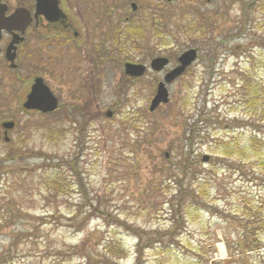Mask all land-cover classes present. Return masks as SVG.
Returning <instances> with one entry per match:
<instances>
[{
    "label": "rangeland",
    "instance_id": "obj_1",
    "mask_svg": "<svg viewBox=\"0 0 264 264\" xmlns=\"http://www.w3.org/2000/svg\"><path fill=\"white\" fill-rule=\"evenodd\" d=\"M2 2L12 12L17 7L31 9L34 0ZM70 3L78 14L86 8L82 36L90 52L93 24L100 27L98 38L108 40L117 26L122 50L136 63L171 55L169 69L192 48L185 35L192 19L199 26L209 24V47L225 43L211 65L213 71L201 47L204 52L187 75L168 85L170 103L150 114L161 77L148 74L131 84L123 67L108 63L94 83L96 73L90 71V59H84L78 65L89 72L61 79L58 69L50 74L34 68L28 54L47 59L54 52L39 48L31 38L19 70L26 83L17 85L10 73L0 89V264H138L134 233L143 237V246L150 244L140 264H264V252L244 254L240 245L248 229L255 234H248L249 239L264 238V190L252 178L250 163L241 168L235 160L214 154L222 148L228 136L224 127L234 115L243 122V128L235 130L242 143L253 131L246 122L250 115L242 108L243 80L257 83L264 106V0ZM154 22L160 26V38L153 36ZM129 26L143 30L139 48L127 42ZM106 49L112 54L111 42ZM75 60L72 54L67 62L74 66ZM35 77L44 78L60 102L61 109L58 106L52 115L21 109ZM187 95L191 109L183 107ZM205 106L214 124L205 128L201 141L197 139L191 155L196 160L189 162L194 166L186 175L182 162L192 150L186 126L190 128ZM108 111L112 119L106 117ZM258 119L255 126L263 127L264 116ZM4 122L16 126L2 129ZM205 156L209 159L203 162ZM178 184L188 190L184 193H190L192 202L186 200L179 213Z\"/></svg>",
    "mask_w": 264,
    "mask_h": 264
},
{
    "label": "flooded vegetation",
    "instance_id": "obj_2",
    "mask_svg": "<svg viewBox=\"0 0 264 264\" xmlns=\"http://www.w3.org/2000/svg\"><path fill=\"white\" fill-rule=\"evenodd\" d=\"M0 4H4L2 0ZM10 11V7L6 13L0 16V22L2 20L8 19L14 12ZM30 11L31 20L28 22L27 26H24L23 23L20 26H13L11 28L0 26V89H3L4 80L7 78L8 74H13V81L21 86L26 83L27 80H23L24 78L19 75V70L22 67V57L24 50L29 46L31 38L36 45L40 48V45L46 48L53 49V55L49 56L47 59L43 57H38L31 54H28V59H34V68L44 70L50 74H55L56 69L59 70L58 76L61 79H67L69 77L73 78L79 77V75H84L89 72L87 69H82L80 65L84 64L86 60L90 59L91 62V73L94 72L95 83H98V76L101 74L102 65L111 63L116 66L123 67V73L125 74V64L121 65L120 62V53H121V31L117 26L113 28L112 38L110 40L105 38H98L99 26L98 24L92 25V33H94L93 38V46L91 45L92 51L86 50L87 44L85 38L82 36V30L84 29V21L83 15L86 14V8H84L83 13L79 12V14L75 11L74 6L70 3V0H34L33 6ZM27 23V22H26ZM79 28H78V27ZM86 26V25H85ZM96 40L98 42H96ZM102 40V41H101ZM108 42H111L113 45L112 54L108 53L106 45ZM64 52V57L60 56L61 52ZM67 53L69 56H67ZM76 54V60L72 62L74 66H71L67 61L71 60V55ZM109 54V55H107ZM171 56V55H167ZM158 57H164L160 55ZM149 61L148 64H143L142 62H131L134 64L144 65L146 66V73L142 77H134L125 75L127 82L131 84H136L140 82L143 78H145L148 74H153L154 76L161 77L162 81H158L156 86V92L153 98L157 94V87L159 83L164 82L166 75L171 73L174 69L179 67V64L175 66L173 69H169V66L165 69L162 68L160 70H152L151 64L154 58ZM169 58V57H168ZM86 59V60H84ZM170 64H171V58ZM84 60V61H83ZM179 57L177 59V62ZM127 62V63H128ZM80 64V65H78ZM194 65L189 66L185 71L183 76L187 75V73L191 70ZM94 68V69H93ZM62 69V70H61ZM81 83L85 84L84 79H79ZM46 86L51 93L54 95V92L46 83L45 79L42 77H35L33 83L30 87V91L26 96L24 103L21 105V109L23 112L36 113L39 115H52L55 113H44L40 110H25V103L28 100V96L31 93L33 87L37 84L40 86V89H44L43 85ZM20 86V87H21ZM86 89V87H85ZM54 97H56L54 95ZM57 98V97H56ZM58 99V98H57ZM58 101L59 110L61 109L60 102ZM58 110V111H59ZM108 113H112V111H108ZM114 115V114H113ZM113 118V116L111 117ZM8 122H4L2 124V129L5 124ZM7 138V133L4 132V140Z\"/></svg>",
    "mask_w": 264,
    "mask_h": 264
},
{
    "label": "trees",
    "instance_id": "obj_3",
    "mask_svg": "<svg viewBox=\"0 0 264 264\" xmlns=\"http://www.w3.org/2000/svg\"><path fill=\"white\" fill-rule=\"evenodd\" d=\"M249 8V7H248ZM260 9L262 11H264V4H262V6H260ZM250 11V10H249ZM244 12L245 16L246 13L250 15V12ZM248 15V18H249ZM247 17H245V21L247 24L249 23ZM156 20V19H154ZM196 19H192L191 21H188L187 25H186V29H185V35L186 37L190 40L191 42V46L192 47H196L199 51L204 52L206 50L207 54L205 56H203L204 60L207 61L210 65V70L213 71L212 69V64L215 63V61H217L218 57V50L221 48V46L225 43V41H220L218 45L216 46H212L209 47L210 45V28H209V24L208 23H201L200 26L199 24L196 22ZM155 25V29L153 27V33H154V38H160V34L159 31L160 30V26H156L155 22L153 23ZM243 26L244 23L242 24ZM198 26V27H197ZM262 25H258L259 28ZM152 27V26H150ZM245 29H247V26L244 27ZM132 34L135 37H139L140 33L142 32V29L139 27H135V28H131ZM145 37V34H143ZM130 37V34H129ZM167 38V37H166ZM165 38V39H166ZM165 41V40H164ZM145 42V40H144ZM133 45L136 46L137 48L140 47V43L137 41V39L135 40V42H133ZM166 46V45H164ZM201 47H203L204 51L201 50ZM122 55L120 57V60L122 62L128 61L129 57L123 56V50L121 51ZM244 81V82H243ZM242 82V88H241V94L243 96L242 99V108L247 110L248 114L250 115V117L247 119V124L249 126H251V128L253 129L251 135L249 136L248 140L246 141V143H242L240 141V137L241 135H239L238 132H236L235 130L237 129H242V121H239V115H234L233 119L227 120V125H225L224 130H228L227 134L228 136H226L225 138L222 139V144L220 147H222L221 149L218 148L215 151L217 152H213L216 156H218V158H224V159H229V160H235L236 163L238 162L239 165L244 166L245 164L250 163V167H252L253 169L251 170V176L254 179V181L257 183L258 182V186H260L263 190H264V125L263 127L260 126H255L257 125V121L260 122V120L258 119V117L264 116V111L260 110V106L262 99L260 97V93L258 91V86L257 83H252V82H248L246 80H243ZM188 97H185L183 99V107H189L190 109L192 108V105H190V101L192 100V98L189 97V95H187ZM189 98V99H188ZM190 105V106H189ZM245 107V108H244ZM264 108V106L262 107ZM186 111H189L188 109H184ZM198 119L196 117H194L195 119L192 120L191 124H190V128H188L186 126V135H185V139L186 142L188 144V147L192 148V150H190V153L188 155V157L186 158V160L184 162H182V166H183V173L184 174H189L188 172V168L190 166H194L193 163H189L192 159L196 160V158H194V156L192 157L191 155L195 154V152L193 151V147L196 145V141L197 139L200 140V137L202 136V139L204 138V130L205 128H209L208 126H213L214 124V120L213 117H210V112L207 108V106L203 107L202 110L198 113ZM130 123H137L136 120L134 119H129ZM216 125V124H215ZM59 134V132H58ZM61 136V135H60ZM214 137V136H211ZM58 139V138H57ZM201 141V140H200ZM244 145V146H243ZM212 150V149H211ZM193 151V153H192ZM253 162V163H252ZM181 165V164H180ZM253 166H255V169ZM243 170V169H241ZM57 182L59 183V180H57ZM52 185H55V182H52ZM179 187V194L177 195L176 201H177V212L179 213L180 210L183 208L185 210V206L187 205V203H192L190 202V193L188 192V194L186 195L184 192L188 191L187 189L184 190L183 184H178ZM204 191H202L203 193ZM174 198V199H175ZM187 200V203L185 202ZM177 227H179L178 224H175V230H177ZM126 228L130 229L132 232L133 230L130 227ZM261 228H264V222L261 224ZM251 229H248V231H246V236L243 240V242L240 244L241 245V250L242 252H244V254H251V253H262L264 252V238L261 237H255V238H248V234L249 235H255L253 232L250 231ZM134 233V232H133ZM134 235L137 238V251H138V260L137 263L140 264V260L142 258L143 255V250L145 248H147V246H149L150 244H145L143 246V242L142 239L143 237L140 236V234L137 233V235L134 233ZM170 235V234H169ZM168 234H165L164 237L169 236ZM173 235L171 234L170 237H172ZM119 244V242L117 243ZM123 253H125L126 251L121 248ZM121 252V251H120Z\"/></svg>",
    "mask_w": 264,
    "mask_h": 264
},
{
    "label": "water",
    "instance_id": "obj_4",
    "mask_svg": "<svg viewBox=\"0 0 264 264\" xmlns=\"http://www.w3.org/2000/svg\"><path fill=\"white\" fill-rule=\"evenodd\" d=\"M168 1L171 2L172 0ZM42 2H44V0H42ZM132 8L135 10L136 5H132ZM7 11L8 7L6 5H0V16H2ZM30 20L31 16L29 11L23 8L18 9L8 19L2 20V22H0V26L11 28L15 25L20 26L21 23H23L24 26H27ZM197 59L198 53L196 50H190L180 57L179 63L181 66L178 69L174 70L172 73L168 74L165 78V83H161L159 85L157 95L152 101L151 106L149 108L150 113L155 112L161 104L167 105L170 102V94L166 87V84L172 83L176 78L181 76L190 65L197 61ZM168 64V59L160 58L153 61L152 68L160 70L162 68H165ZM145 70L146 69L143 66L132 64L126 65V74L130 76L141 77L143 76ZM40 84L43 85L41 82ZM43 87L44 89H40V86H38L37 84L33 87L32 92L28 96V100L24 105L25 109L40 110L44 113H47L53 112L58 108L57 99L53 96L51 91L46 86L43 85ZM108 117H112V113H108ZM4 128L6 130H12L14 128V123L5 124ZM207 160L208 157H204L203 161L206 162Z\"/></svg>",
    "mask_w": 264,
    "mask_h": 264
},
{
    "label": "bare ground",
    "instance_id": "obj_5",
    "mask_svg": "<svg viewBox=\"0 0 264 264\" xmlns=\"http://www.w3.org/2000/svg\"><path fill=\"white\" fill-rule=\"evenodd\" d=\"M220 250H221V252H222V254L224 255V253H225V251H224V247H223V245L222 244H220Z\"/></svg>",
    "mask_w": 264,
    "mask_h": 264
}]
</instances>
